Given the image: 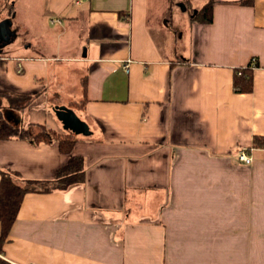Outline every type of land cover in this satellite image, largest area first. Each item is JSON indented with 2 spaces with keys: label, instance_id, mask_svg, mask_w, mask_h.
Returning a JSON list of instances; mask_svg holds the SVG:
<instances>
[{
  "label": "crops",
  "instance_id": "obj_1",
  "mask_svg": "<svg viewBox=\"0 0 264 264\" xmlns=\"http://www.w3.org/2000/svg\"><path fill=\"white\" fill-rule=\"evenodd\" d=\"M75 1L46 7L66 29L86 25V43L66 46L81 51L70 59L83 69L74 111L90 133L72 154L85 179L26 193L0 264H264V0H213L210 22L193 12L179 53L173 8L208 0ZM252 58L253 89L236 92L235 70ZM50 61L0 52V108L24 127L70 131ZM4 93L34 98L20 110ZM67 158L56 141L0 139V169L23 178L52 179Z\"/></svg>",
  "mask_w": 264,
  "mask_h": 264
},
{
  "label": "rangeland",
  "instance_id": "obj_2",
  "mask_svg": "<svg viewBox=\"0 0 264 264\" xmlns=\"http://www.w3.org/2000/svg\"><path fill=\"white\" fill-rule=\"evenodd\" d=\"M11 1L14 2L15 8V12L11 15L7 14V7L0 8V52L33 50L38 55L50 57V64L54 66L55 70L59 71L56 77L60 79H57V81L63 88L62 96H59V99H52L54 105L64 104L67 106L70 100L79 99L80 89L77 80L83 69L82 65L70 59L76 55H81V51L78 46L74 49H68L66 46L67 43H70V38L77 41L79 47L82 41L86 43L84 19L70 22L68 29H66L64 27L66 22L62 25V23L53 21L55 18L51 20L54 15L47 11L46 0ZM184 5L183 1L176 4L170 22L169 31L172 36H176L173 42L176 53H179V50L183 49L182 46L185 45V37H179L182 31L185 34L188 30L190 16L195 10L189 3H184ZM28 45L29 47H27ZM50 77L52 81L55 79L53 75H50ZM3 113L6 118L9 117L7 112L3 111Z\"/></svg>",
  "mask_w": 264,
  "mask_h": 264
},
{
  "label": "trees",
  "instance_id": "obj_3",
  "mask_svg": "<svg viewBox=\"0 0 264 264\" xmlns=\"http://www.w3.org/2000/svg\"><path fill=\"white\" fill-rule=\"evenodd\" d=\"M242 4L251 5L253 0H240ZM213 0H208L201 8L194 12L193 19L210 22L212 20ZM7 14L13 12L12 4L6 3ZM252 66L250 64L237 68L233 76V87L236 92L248 93L253 89ZM10 107L23 110L34 98L28 93H4ZM71 100L67 107L73 110L82 107L81 101ZM81 134L73 131L59 132L43 124H32L28 127L10 121L4 116L0 108V139L23 138L34 144L40 142L58 143L59 151L68 155L67 161L61 165L52 179H28L21 177L17 172L0 169V249L6 240L11 226L16 218L24 195L28 192H48L62 190L74 183H82L85 179L83 158L72 154V148ZM257 140V137L255 138ZM257 145L262 144L255 143ZM4 264V263H2Z\"/></svg>",
  "mask_w": 264,
  "mask_h": 264
},
{
  "label": "water",
  "instance_id": "obj_4",
  "mask_svg": "<svg viewBox=\"0 0 264 264\" xmlns=\"http://www.w3.org/2000/svg\"><path fill=\"white\" fill-rule=\"evenodd\" d=\"M54 111L57 116L65 122V126L75 134L90 133L88 124L82 120L72 108L66 105H55Z\"/></svg>",
  "mask_w": 264,
  "mask_h": 264
},
{
  "label": "built area",
  "instance_id": "obj_5",
  "mask_svg": "<svg viewBox=\"0 0 264 264\" xmlns=\"http://www.w3.org/2000/svg\"><path fill=\"white\" fill-rule=\"evenodd\" d=\"M75 3L78 4V3H79V0H76ZM53 21L60 22L59 19H55V20H53ZM255 61H256L255 58H252V59H251V63H250V65H251L252 67H254V65H255ZM237 158H238V160H240V161H244V162H246V163H250L251 160H252V157H251L250 155L246 154V152H245L244 150H240V151L237 153ZM11 264H21V263L11 262ZM26 264H34V263L30 262V263H26Z\"/></svg>",
  "mask_w": 264,
  "mask_h": 264
}]
</instances>
